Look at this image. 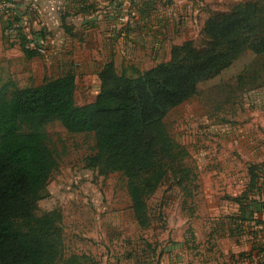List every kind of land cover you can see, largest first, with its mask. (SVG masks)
<instances>
[{"label": "rangeland", "instance_id": "rangeland-1", "mask_svg": "<svg viewBox=\"0 0 264 264\" xmlns=\"http://www.w3.org/2000/svg\"><path fill=\"white\" fill-rule=\"evenodd\" d=\"M90 1L94 17H115L104 31L115 53L87 55L82 44L89 26L76 17L78 26L72 25L73 35L64 42L58 40L57 54L46 56V51L28 59L18 46L23 33L11 31L0 17V92L9 95L14 88L73 73L76 103L85 105L100 93L98 73L109 61L119 74L134 77L169 63L172 50L185 42L201 49L207 43L206 21L230 13L239 2L257 1L264 17V0H141L139 5L121 0L108 10ZM165 125L186 154L182 171L170 172L148 199L147 227L134 215L125 177L87 166V158L96 154L94 134L69 133L58 121L42 129L57 166L35 209L37 215L60 214L62 260L159 264L166 255L180 264H233L231 251L245 242L264 253L262 225L247 222L244 233L232 231L242 204L249 202L244 194L258 192L249 189L251 165L261 167L257 173L264 183V53L248 49L219 75L202 81L194 97L168 113Z\"/></svg>", "mask_w": 264, "mask_h": 264}, {"label": "trees", "instance_id": "trees-1", "mask_svg": "<svg viewBox=\"0 0 264 264\" xmlns=\"http://www.w3.org/2000/svg\"><path fill=\"white\" fill-rule=\"evenodd\" d=\"M83 10L91 11V7ZM262 11L257 1L237 3L230 13L206 21L207 43L201 49L185 42L172 50L169 63L134 77L119 74L113 61L105 63L98 73L101 91L85 105L76 103L73 73L38 86L14 88L9 95L1 91L0 264H76L73 257L62 260L60 214L37 215L35 209L57 166L42 133L53 121L72 134H94L96 154L87 158V166L121 173L138 224L149 226L148 199L170 172L182 171L186 154L170 137L166 116L194 97L202 81L219 75L244 51L264 53ZM34 35L42 44V37ZM23 39L24 55L28 59L39 55L26 49ZM260 168L249 167V189L258 192L248 198L244 194L249 202L242 204L234 218L238 233L243 232L244 223L260 224L258 213L264 210V202L257 199L262 194Z\"/></svg>", "mask_w": 264, "mask_h": 264}, {"label": "crops", "instance_id": "crops-1", "mask_svg": "<svg viewBox=\"0 0 264 264\" xmlns=\"http://www.w3.org/2000/svg\"><path fill=\"white\" fill-rule=\"evenodd\" d=\"M1 1L13 2L15 4V21L20 25V27L17 29L18 33H23V37H25L27 28L30 27L35 34H39L42 37L41 42L47 50V53L45 54L46 56L58 53V48L56 46L58 40L64 42L66 39L65 37L69 38L67 35H73V26H78L76 23L77 20H74L76 17L85 20V24H88L89 26L86 27L87 29L84 32L85 35L83 38L85 39V42L82 44V47H84L83 50L87 55L99 56L103 53H115V51L112 50L108 44L110 40L104 32L105 29L108 31V27L113 24L112 21L115 20V17L114 19L111 18L112 16L110 17L108 15L97 16V18L94 17L96 6L89 3L91 2L90 0ZM112 1L118 3V1L121 0H98V4H100V6L97 7L108 10L107 7ZM141 2V0H138L137 5L141 4ZM120 6L121 3L119 4V7ZM89 7H91V11L86 12L83 10V8ZM11 12L12 10L7 8L0 10V17H2L3 20H7V26L9 27H11L13 22L10 16ZM97 25L100 27V29L97 27ZM65 29L68 30V33H65ZM19 37L17 38V41L19 40ZM20 44L21 43H19L18 46L21 50ZM14 47L15 46H10V50H14ZM260 186L262 188V194L259 198L262 202H264V183H260ZM257 219L260 223V226L262 225L261 227L264 230V210L258 213ZM245 227L243 226L241 228L243 230L242 233H244ZM232 231L236 235L242 234L238 233V225L236 228H233ZM261 245L264 249V243ZM230 257L233 260V264H259L261 259L264 258V253L257 254L253 244L251 243L250 245L249 242H245L242 245H239L235 250H232ZM160 260L159 264H180L179 261H181L180 259L174 258L173 256L170 257L166 255Z\"/></svg>", "mask_w": 264, "mask_h": 264}, {"label": "built area", "instance_id": "built-area-1", "mask_svg": "<svg viewBox=\"0 0 264 264\" xmlns=\"http://www.w3.org/2000/svg\"><path fill=\"white\" fill-rule=\"evenodd\" d=\"M4 8L12 10L10 16L13 22L10 28L11 31L17 30L20 27V25L18 22L15 21V16H16L15 4L13 2H7V1L4 2L0 0V10ZM25 38H26V45H25L26 49L36 51L39 54H44L47 51L43 44H38V42H36L34 32L30 27L27 28ZM261 260L262 262H264V258H262Z\"/></svg>", "mask_w": 264, "mask_h": 264}]
</instances>
